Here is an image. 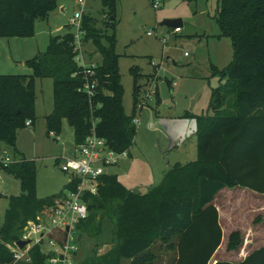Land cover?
Segmentation results:
<instances>
[{
	"label": "trees",
	"instance_id": "trees-1",
	"mask_svg": "<svg viewBox=\"0 0 264 264\" xmlns=\"http://www.w3.org/2000/svg\"><path fill=\"white\" fill-rule=\"evenodd\" d=\"M60 1L0 0V38L33 37L36 22L59 10ZM99 1L106 13L104 26L115 28L119 0ZM218 1L220 35L231 39L235 57L226 69L214 68V75L226 85L213 90V116L199 120L198 158L172 167L162 182L146 193L128 190L116 175H103L97 195H84L88 217L76 229L80 237L86 234L98 239L108 220L114 225L112 241L103 253L99 247L81 264H153L151 249L157 239L175 252L172 264H210L223 241L214 203L217 195L236 187L264 194V0ZM82 29L84 47L89 42L98 45L104 36L97 20L89 15L83 16ZM116 44L114 35L108 38V46L99 47L102 61L97 62L98 86L92 98L79 92L84 75L75 59L73 34L52 37L45 53L26 61L32 76L0 75V149L18 153V132L27 127V121L34 125L36 120V79L49 78L54 82V109L46 118L50 134H61L62 121L67 119L74 128L77 147L91 134L95 119L97 135L106 139L113 151H129L137 132L133 121L144 75L139 68L131 69L135 87L133 112L128 115ZM5 173L20 182L22 192L9 198L0 228V264H12L7 244L22 238L29 221L50 215L61 196L38 197L34 161L23 158ZM78 183L72 181L68 190L76 192ZM243 243L241 232H232L228 251L239 250ZM44 245L31 248L32 260L27 264H46L52 254L45 252ZM215 264H264V247L240 262Z\"/></svg>",
	"mask_w": 264,
	"mask_h": 264
},
{
	"label": "rangeland",
	"instance_id": "rangeland-1",
	"mask_svg": "<svg viewBox=\"0 0 264 264\" xmlns=\"http://www.w3.org/2000/svg\"><path fill=\"white\" fill-rule=\"evenodd\" d=\"M59 4L65 11L59 9L46 20L37 21L33 37L0 38V75L32 76L33 70L26 61L45 53L52 37L77 33L78 25L72 23L80 16L76 0H61ZM102 8L99 0L87 1L85 15L97 20L104 36L98 45L86 44L83 51L87 61L91 58L101 62L99 47L108 46V38L116 36V53L125 89L124 108L128 115L133 112L135 87L131 69L139 68L144 75L138 86L139 102L133 121L137 132L133 144L117 165L105 167V174L117 175L130 191L146 193L158 186L165 173L175 165L196 161L199 120L208 121L213 116L210 111L213 90L226 85V81H220L219 76L214 75V68L222 71L234 61V47L231 39L220 35L216 21L218 0H161L158 9L153 8L152 0H119L115 28L104 26L106 13ZM164 20H181V33L175 34L174 29L161 26ZM148 32L152 34L149 36ZM153 80L155 99L141 108L139 104L145 95V86ZM53 89L52 79H36L35 124L20 130L16 139V148L22 155L36 162L39 198L67 194L66 183L70 175L62 172L60 165L62 157L70 156L68 154L76 147L74 128L67 119L62 121L61 134L48 132L46 118L54 109ZM156 93L160 96V104L155 101ZM21 193L20 182L1 172L0 194L5 198L0 200V222L8 208V197ZM225 193L228 194L220 192L214 202L221 211L224 225L223 243L216 257L240 261L226 250L229 235L235 229H242L244 250L247 246L251 250L264 246V194L234 188ZM229 213L238 219V226L226 225ZM113 226L106 220L101 238L81 234L80 242L77 240L80 233L75 227L72 230L74 241L70 244L76 247L73 262L83 263L99 247L103 253L112 241ZM58 236L56 234L55 239ZM59 247L56 242L45 244L43 248L46 253H51ZM151 252L155 257L153 264H172L176 257L175 252L168 250L158 239Z\"/></svg>",
	"mask_w": 264,
	"mask_h": 264
},
{
	"label": "built area",
	"instance_id": "built-area-1",
	"mask_svg": "<svg viewBox=\"0 0 264 264\" xmlns=\"http://www.w3.org/2000/svg\"><path fill=\"white\" fill-rule=\"evenodd\" d=\"M88 0H76L80 7V16L78 19L72 21L73 24L78 25L77 33L74 34V48L77 53L76 62L80 66L84 75V84L79 92L88 95L92 98L96 94L98 86L97 69L98 64L89 62L84 55V31L82 29V20L85 15V7ZM161 0H152L154 9H158ZM106 18V17H105ZM175 34L181 33V27L174 29ZM152 33L148 32L150 36ZM156 67V66H155ZM155 85V80L151 81L147 86L140 99L139 106L143 108L145 103L149 104L155 99L152 93V87ZM27 127L32 125L31 121L26 122ZM54 135V134H52ZM75 157L63 158L60 169L62 172L69 174L72 181L79 180L76 192L68 190L64 199L56 205V211H52L49 215L37 218V221H29L24 235L20 240L31 241V243L24 249H21L17 242L7 244V248L13 255L12 264H27L31 262L30 250L33 246L45 242V244L54 245L56 242L60 247L52 251V254L47 260L46 264H75L72 260L75 254L76 247L70 244L74 241L72 230L77 224L88 217V206L84 200V195L89 193L97 195L101 177L105 175L106 166L117 165L122 157H125L126 152L117 153L113 151L107 143V140L101 138L96 133V120L93 119V127L91 134L87 136L84 143L75 147ZM17 159L13 152L9 149H0V173L10 166L21 162ZM2 222H0L1 228ZM42 234H44L42 236ZM58 238L55 239V235ZM61 241L59 242V240ZM78 239V238H77Z\"/></svg>",
	"mask_w": 264,
	"mask_h": 264
},
{
	"label": "crops",
	"instance_id": "crops-1",
	"mask_svg": "<svg viewBox=\"0 0 264 264\" xmlns=\"http://www.w3.org/2000/svg\"><path fill=\"white\" fill-rule=\"evenodd\" d=\"M60 11H62V12H64L65 11V7L63 6V5H60ZM219 35V34H218ZM217 35V36H218ZM214 36H216V35H214ZM89 62H94L93 61V59H91V58H89ZM95 63H97V62H95ZM24 65H25V63H23ZM153 75V74H152ZM146 76V75H145ZM148 76H151V75H148ZM221 81V80H220ZM158 90V89H157ZM156 101V103H158V104H160V96L158 97L157 96V99L155 100ZM211 104V103H210ZM53 111V110H52ZM52 113V112H51ZM33 126V124L31 125V127ZM30 127V126H29ZM74 149L75 148H73L72 150H71V152L68 154V155H70V156H68V157H65V158H70V157H75L77 154L75 153V151H74ZM19 150L17 149V151L16 152H18ZM16 157H17V159H20V160H22L23 158L24 159H26V157H25V155H22V152H18V153H16V155H15ZM64 157H62V159H63ZM197 158H198V149H197ZM27 160V159H26ZM28 161H34V160H28ZM35 162V161H34ZM36 163V162H35ZM59 163V162H58ZM62 171V170H61ZM168 173V172H167ZM167 173H165V175L167 174ZM66 174V173H65ZM66 175H69V174H66ZM165 175H164V177H165ZM117 176V175H116ZM164 177H163V179H164ZM70 179H69V181L66 183V191L68 192V186L70 185V183L72 182V177L70 176L69 177ZM162 179V180H163ZM232 188H225V189H223L221 192H223L224 194H228V193H225V191H230ZM234 189H242V190H249V189H247V188H242V187H236V188H234ZM151 190V189H150ZM149 191V190H148ZM249 191H251V190H249ZM253 192V191H252ZM140 193H142V192H140ZM255 193V192H254ZM3 195V194H2ZM66 195V193H64V196ZM58 196H61V199H57V204L58 203H60V201L62 200V199H64L65 197L63 196V194H61V195H58ZM63 196V197H62ZM11 196H9L8 198H10ZM3 198H5V195H3ZM2 198V199H3ZM1 200V199H0ZM215 205H216V207H217V209H218V211H219V219H220V225H221V227H222V231H223V227H224V225H223V218H222V215H221V211H220V209H219V207L217 206V204L215 203ZM8 207H9V199H8ZM56 208V207H55ZM8 209V208H7ZM6 212V211H5ZM226 217V216H225ZM226 221V225H228L229 227L231 226V227H236V225L238 226L239 225V223H238V219H236V218H234V216H232V215H230V213H229V215H228V218H227V220H225ZM232 229V228H231ZM234 230V229H233ZM234 231H240L241 233H243V230L242 229H235ZM233 231V232H234ZM232 233V232H231ZM230 236V235H229ZM223 237H224V232H223ZM251 239V238H250ZM222 243H223V241H222ZM244 244V243H243ZM222 245V244H221ZM262 247H264V246H262ZM247 249V250H246ZM249 249V250H248ZM219 250V249H218ZM217 250V251H218ZM226 250H227V252L228 253H232V254H234L235 255V257L236 258H238L240 261H242V260H244L251 252H253L254 250H256V249H250V246H247V248H245V250L243 249V246L242 247H240L239 248V250H237V251H228V248H226ZM217 261H224V260H222V259H218L217 257H216V254L214 255V257H213V260L211 261V263L212 264H215ZM230 262H240V261H231V260H229ZM210 263V264H211Z\"/></svg>",
	"mask_w": 264,
	"mask_h": 264
},
{
	"label": "water",
	"instance_id": "water-1",
	"mask_svg": "<svg viewBox=\"0 0 264 264\" xmlns=\"http://www.w3.org/2000/svg\"><path fill=\"white\" fill-rule=\"evenodd\" d=\"M114 19V18H112ZM161 26H164V27H167V28H170V29H175L177 27H181L182 26V21L181 20H164L163 22H161L160 24ZM57 207L54 208V211H56ZM44 234H42L43 236ZM78 242L81 241V237L79 236L78 237ZM31 243V241H24V240H19L17 242L18 246L21 248V249H24L26 246H28L29 244Z\"/></svg>",
	"mask_w": 264,
	"mask_h": 264
}]
</instances>
